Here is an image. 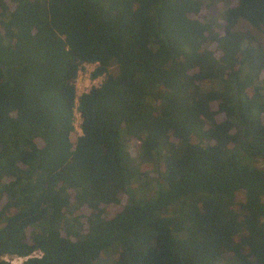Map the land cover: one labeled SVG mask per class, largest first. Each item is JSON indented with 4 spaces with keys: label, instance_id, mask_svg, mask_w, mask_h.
Wrapping results in <instances>:
<instances>
[{
    "label": "trees",
    "instance_id": "trees-1",
    "mask_svg": "<svg viewBox=\"0 0 264 264\" xmlns=\"http://www.w3.org/2000/svg\"><path fill=\"white\" fill-rule=\"evenodd\" d=\"M241 22L264 33V0H0V264H264Z\"/></svg>",
    "mask_w": 264,
    "mask_h": 264
},
{
    "label": "rangeland",
    "instance_id": "rangeland-1",
    "mask_svg": "<svg viewBox=\"0 0 264 264\" xmlns=\"http://www.w3.org/2000/svg\"><path fill=\"white\" fill-rule=\"evenodd\" d=\"M228 5L229 4L227 2L224 3L221 1L218 5V8H216V11L214 14L217 15L218 12L221 14L224 13ZM218 18L221 19L222 17L218 15ZM238 29L241 30L242 32L249 33L253 38H255V40L260 45L264 47V33L263 32H260L259 30L253 28L246 22H241ZM95 68H96V65H90L88 69H85V71H83L84 73L83 72L80 73L78 80H77V91L79 95L91 90V88L94 86L101 85V83L103 82V79H104L103 77H100L96 80H93L91 78V73L95 70ZM79 134L80 132L77 131L74 136H77ZM255 166L259 168H264V158L257 160L255 162ZM239 196L240 198H244V193H240Z\"/></svg>",
    "mask_w": 264,
    "mask_h": 264
},
{
    "label": "built area",
    "instance_id": "built-area-1",
    "mask_svg": "<svg viewBox=\"0 0 264 264\" xmlns=\"http://www.w3.org/2000/svg\"><path fill=\"white\" fill-rule=\"evenodd\" d=\"M90 65H96V64H85L84 65V68L79 72V75H80V73H82L83 71H85V69H88V67ZM96 67H97V65H96ZM79 80H80V78H79ZM89 91H87V92H89ZM87 92H85V93H87ZM81 95L82 94L79 95L78 94V91H77V97L79 98ZM78 106H79V101L77 100V104H76V108H75V124L74 125H75V128H76V132L79 131L80 132L79 135H82L83 132H82L81 125L83 123V119H82L81 113L78 111ZM42 256H43V253L42 252L36 251V252L32 253L31 255L26 256V257H20V256L10 257V256H5L2 259L10 262L11 264H23L25 261H27V260H29L31 258H37V257L38 258H41Z\"/></svg>",
    "mask_w": 264,
    "mask_h": 264
}]
</instances>
